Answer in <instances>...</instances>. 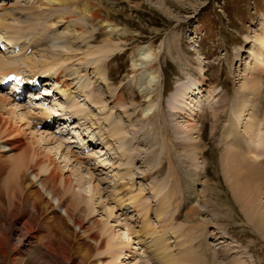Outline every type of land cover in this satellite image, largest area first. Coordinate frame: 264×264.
I'll return each instance as SVG.
<instances>
[{
  "label": "bare ground",
  "instance_id": "1",
  "mask_svg": "<svg viewBox=\"0 0 264 264\" xmlns=\"http://www.w3.org/2000/svg\"><path fill=\"white\" fill-rule=\"evenodd\" d=\"M32 1H34L33 4L26 6L21 5L18 0H15L11 5L9 4L10 7H7L8 3L0 6V11L2 12L0 15V31L4 34V37H2L0 32V41L4 38L7 42V50L12 52L11 50L15 48V41L20 39V33L23 30H21L22 27H19L20 20L12 19L15 16V12L26 16L27 20L37 21L33 23L25 21V31L28 34H33L37 30V27L42 26L39 24L41 20L45 21L48 25L44 29L48 31L50 29L54 30L53 28L61 23L66 37L55 36L52 40H47L46 44L34 41L29 45L33 50L32 54L27 56L23 51L26 49L24 47L20 49L24 54L19 57L31 75L44 74L48 77L46 81L47 85L53 81L60 86V89H58L59 95L62 97L67 96L65 98L67 101L66 115L79 116L84 110L80 106L79 101L75 100L71 95H74V93L81 94L86 90L88 83L84 80L82 69L85 68V71H87L86 68H91L97 79L105 82V77L107 76L104 75V69L111 60V57L118 50H121L120 45H117L115 42V37H119L121 41L126 42V36L124 32L121 33L122 28L110 21V17L105 18L103 16L102 11L99 9L102 4L94 2L95 0ZM8 20L14 21L15 25H11L12 22L8 24ZM82 22L90 25L96 23L103 27L104 32L97 33L102 36L98 42L93 43L97 34L89 35V32L86 34L87 28ZM44 30L39 35L40 37L45 36L44 38L46 39V31L44 32ZM52 32L54 33V31ZM251 38L252 45L248 51L255 60L254 65L257 66V63L261 62L264 57V33L260 31L259 33H255ZM68 39L71 41L65 43ZM77 43L83 45V50H79L80 52L73 49V46ZM25 45L28 46V43H25ZM41 46H44L46 50L37 59L35 58V52ZM13 53L14 55L16 54L15 50ZM150 55H152L151 60L149 58ZM156 57L157 53L147 46L139 47L130 56L132 77L136 76L140 71L143 84L151 88L149 92L144 90V92L140 93L143 96L142 98H145L148 103L145 111L143 112L142 110L143 119L148 117V113L152 111L153 107H156L155 101L159 94L155 93L159 84V76H154L149 71L150 67L156 66ZM13 58L14 56L6 58L0 55V77L10 72L20 71ZM72 60L77 62V67H71V69L69 65L73 63L71 62ZM247 66L249 67L251 64L248 63ZM256 66L253 68V73L249 72L250 78L248 76L243 78L240 92L235 97L234 118L228 130H226V134L234 135L237 141H239V137L241 136H239L240 134L237 131L238 123L235 120L242 116L241 106L243 105L241 104L244 103L245 105V102L248 100L255 102L256 98L258 99L264 93L262 76L258 66L257 68ZM247 70L250 71L251 69L246 68L245 71ZM207 81L205 77H202L196 83L198 86L194 89L190 90L189 87H185L186 90H182L180 94V101L187 99L191 101L190 103H194L197 96L200 95L198 99L202 98L201 94L203 90L206 94L211 95L210 91L203 89L206 85L204 82ZM186 91H189V93L187 94ZM110 94L109 99L113 105L117 103L125 104L126 97L123 95L122 90H119L117 93L110 90ZM249 96H252V98H249ZM88 97H90V101L95 105L94 108L96 107L100 113L102 112L101 115H105V110L108 107L103 97L101 98L96 94H88ZM177 99L179 98H176V102ZM41 101L46 102V100ZM132 101L134 102L135 100ZM169 107L172 111L170 109L166 112L162 116L163 119L158 116L162 126L150 130L149 133L152 131V134L161 136L162 145L165 150L164 157L170 170V177L174 178L172 179V184L175 182L176 186H171V188L166 190V186L163 183H157V181V184H153L150 187L151 198L153 201L155 200L154 204L156 203L153 208L145 197L142 196L143 191L139 189L134 194L136 191V188L134 189L135 166L134 162L132 163L133 154L127 147V140L124 137L123 123L121 121L110 123V129L106 138L109 139L110 143L115 142L119 145V147L117 146L118 153L115 151L113 153V155L117 154L118 157L116 156V160L111 165L113 166L117 163L116 165L121 170L120 173H117L118 176L114 175L116 178L115 187L116 189L117 187L119 188L114 193L115 195L119 191L120 193H124L122 197L119 196L120 204L123 205L126 202L121 206L124 208L127 206V208L132 209L131 213H134L132 216H138V222L141 225L137 231L133 232L129 227L120 236L109 237V234L114 230L109 223V218L113 216V212L108 210L105 219L101 215L99 217L98 214L95 215L97 207L94 204L97 203L98 207H106L103 204L105 202L103 201L102 203L98 185H94L92 190H89V197L76 194L73 189L76 186H80L81 183L79 181L74 182L73 178L78 176V171H74L73 166L71 169L72 173L69 174L68 170L64 172L66 168L76 163L79 166L78 170L80 172L85 168L84 171H87L86 174H88L89 183H91L93 173L85 165L88 158L94 155L88 154L86 158L79 157L80 153H74L70 149V146H65L64 143L59 142L58 138L44 131L42 133L36 131L37 125L44 123L47 119L46 117H49L50 113H53L52 111L47 112V110L40 107V111L36 113L37 110L34 112L31 109V111L36 113V116L38 115L37 117L27 113H19L20 107L14 106L9 98L0 94V264H25L26 256H28L29 250L32 249H34L35 253H31L30 255L34 258V264H89V259L93 256H97V258L90 262V264H120V258L122 259L123 256H126L128 259L133 260L136 252H142V255L146 253L157 264H208V260L205 258L206 255L204 256L202 253H199V249L192 246L194 237H190V232L194 229V226H185L194 221L192 216L198 212L199 208L197 206H199V200L197 201V198L194 199L193 203L195 204L187 205L189 207L184 208V210L187 208V211L181 213V217L186 224L179 223L177 216L170 217L167 212L171 206V200L173 198L176 200L175 207H177V202H179L182 195V175L175 165L186 163L184 160L177 163H174L175 161L172 162L170 149L176 148L182 151L185 150L187 153L190 152L186 155L188 158H191L192 151L200 149V152L203 151L205 155L204 149L207 148L206 146H202V143L191 142L194 140L192 138L194 134L186 133V130H183L182 134L185 137H189V140L181 142L179 146L170 140L166 129L168 125L166 123L170 124L172 121L170 117L174 115L172 112H179L180 106H174L173 102ZM36 109H39V107ZM193 114H188V117H192ZM219 114L220 112L218 111L213 113V118L216 121L218 120L217 117L219 118ZM254 116L251 115V119L246 124L248 130L254 128L256 120ZM90 122H92L91 119ZM95 124L97 123H92L90 126L94 127ZM193 128L191 126V130ZM189 132L191 131L189 130ZM246 133L251 134L247 131ZM198 137H201V135H198ZM236 140L232 139L235 144L231 142L229 145L226 143L225 137L221 140L225 146L221 157V166L225 168L230 176L228 181H231V185L235 187L233 190L237 194V202L243 210L247 223L251 224L252 228L264 238V203L261 202L263 201L262 196L264 198V166H261L259 161L255 159V152L251 151L247 153L249 155H246L244 147L238 145ZM109 141L103 142L106 151H101V154L105 155V153L108 154L111 150H114L110 146L112 143L109 144ZM63 146H65V149L62 151ZM84 147L85 144L81 149ZM209 148L206 155L218 150L214 147ZM56 159L62 160L61 162L65 165L61 167L59 165L61 163L58 164ZM104 160H99L96 157L94 167L103 166L107 161ZM160 164L161 166L157 170L155 169L157 174L162 172L164 166V163ZM203 170L205 171V169ZM148 176L149 174H142V180L144 179L147 182ZM75 179L77 178L75 177ZM182 180L184 181V179ZM173 204L174 202L172 201ZM49 214H54L55 216L47 218ZM150 214L154 216L159 224L157 228L150 224ZM194 222L193 224L197 226L195 229L202 228L200 222ZM135 233L137 235H135V240H137L135 245H139V248L134 249L130 248V245L128 246L129 243L127 244L125 240L127 238V241H130L131 234ZM119 237H121L120 242L116 241V238ZM170 239H173L177 252H174L176 250L172 249L170 243L173 242H169Z\"/></svg>",
  "mask_w": 264,
  "mask_h": 264
},
{
  "label": "rangeland",
  "instance_id": "2",
  "mask_svg": "<svg viewBox=\"0 0 264 264\" xmlns=\"http://www.w3.org/2000/svg\"><path fill=\"white\" fill-rule=\"evenodd\" d=\"M28 2L29 0H23L22 4L26 5L27 3L28 5ZM94 2H100V4H102L101 7H99L100 5L98 7L105 18L110 17V21L116 23L123 29L121 33L124 32L126 42L121 41L119 37H117L118 39L115 37V42L117 45H120L119 47L121 50H118L113 57H111V60L105 67L104 75L107 76L105 77V82L100 81L101 79H97L91 68H86L87 71H85V68L82 69L84 80L87 81L88 87L85 93L80 95L75 94L85 111L81 114L83 119L80 120L79 125L85 129V132L93 130L92 133L100 137L101 134L109 131L111 121H121L123 123L124 137L127 140V147L133 154L132 162H134L135 166L134 189L136 188V191L133 189L135 191L134 194L140 189L143 191L142 196L145 197L152 207H155L156 203L154 204L155 200L153 201L151 198L150 187L153 184L163 183L167 190L171 188V186L175 187L176 185L174 184L175 182L172 184V179L174 178L170 177V170L168 169L167 161L164 157L165 150L162 145L161 136L152 134V131L149 133V131L162 126L158 116L163 119L162 116L171 109L169 107L170 104L174 102V106H180L179 112H172L174 115L170 117L172 120L170 124L166 123L168 125L166 129L169 133L170 140L177 143V146H179L181 142L189 140V137H185L184 134H182L184 132L183 130H186V133L194 134L192 137L194 140L191 142L198 144L202 143V146H206L207 148L204 149L205 155L203 151L200 152V149L192 151L190 155L191 158L187 157L190 152L187 153L185 150L184 152L176 148L170 149L171 160L173 159L172 162L175 161L174 163H177L184 160L186 163L182 165L174 164L180 171L179 173H181V178L184 179V181L181 179V184L183 185L181 188L182 195L179 202H177V207H175L176 200L173 198L170 202L171 206L167 211L168 215L170 217L177 216L179 219L178 222L184 224L185 221L181 217V213L187 211L189 207L187 205H191L194 199L197 198V201L199 200V206H197L199 209L196 215L194 214L195 216H192V219L197 223L200 222L202 228L195 229L197 226L193 224L195 223L194 221L189 224L185 223V226H194V229L190 232V237H194L192 246L198 248L199 253H202L204 256L206 255L205 258L208 260V264H264V238L252 228L251 224L247 223L243 210L237 202V194L233 190L235 187L231 185V181H228L230 176L225 168L221 166V157L225 148L221 140L225 137L228 145L233 142L232 139L236 140L234 135L226 134V130H228L234 118L233 110L235 109V97L240 92L243 78L247 76L250 78V73L254 72L253 68L256 66L254 65L255 60L251 53L250 56L248 50L252 45L251 37L260 31L264 33V0H95ZM12 3H10V5ZM10 5L8 3L7 7H10ZM0 13L2 14L1 11ZM14 15L12 19L19 20L16 16H21L22 18L20 20L25 19L23 18L25 16L18 12H15ZM29 21L32 22L33 20ZM10 22H12L11 25H15L14 21L8 20V24H10ZM82 23L87 28L86 34H88V32L89 35L104 32L100 24L95 23L94 25H90L88 23ZM21 24L26 26V23ZM40 24L48 27L44 21H41ZM19 27H22L20 23ZM45 27L39 32L42 33L43 30L46 29ZM25 28L26 27H22L21 30L23 31L20 33L19 37L21 40L18 39V41H15V47L18 44L20 45V43L25 45V43L22 42V38L25 36L23 33L28 34ZM55 29L57 30L54 33L55 36L66 37L61 23L60 25L57 24ZM50 30V33H53L52 31L54 30ZM49 31L44 30L47 38L42 43L46 44L47 40L53 39L50 37L55 38L52 34L47 35ZM34 33H29L28 35L33 36L41 34L38 32H36L37 34ZM1 34L2 37H4L3 32ZM31 36H28V38L32 40ZM101 37V35L97 34L93 43L98 42ZM70 41L71 40L68 39L65 43H69ZM29 45L31 44H28V46L22 45L20 47H25L27 49ZM82 46L83 45L77 43L73 46V49L80 52L79 50H83ZM143 46L150 47L153 52L157 53L156 66L153 65L152 68L150 67L149 71L152 72L154 76H159V84L157 90H155V93H159L155 101L156 107H153L152 111L148 113V117L144 119L142 117V110L143 112L145 111L148 103L145 98H142L143 96H141L140 93L142 91L144 92V90L149 92L151 88L143 84L140 71L134 77H132L133 75L130 71L132 64L130 59L131 54L135 53L139 47ZM26 49L23 51L25 52ZM43 49L44 48H39L40 53L37 52L35 58L38 59V57L44 53L41 51ZM18 51L19 52L14 55L13 59L21 69L25 67L26 69L24 71L29 73L28 68L19 57L24 54V52H22V50ZM1 56L6 57L4 55ZM151 56L152 55L149 57L150 60ZM71 62V64L69 63L70 68L77 67V62L74 60ZM248 63L251 64V66L246 67ZM257 66L262 76V88L264 90V57L261 62L257 63ZM19 67L18 69L20 70ZM245 67L251 70H247V72L245 71ZM202 77L208 80L204 82L206 85L203 89L210 91L211 95L206 94L203 90V95L201 94L202 98L198 99L199 95L197 99H195L198 102L194 100V103H190L191 101L187 99L188 102L185 99L180 101L182 90L184 91L188 87L190 90L194 89L198 86L196 83L200 81ZM109 89L114 93L122 90L123 95L126 97L125 104L117 103L113 105L109 99L111 95ZM86 93H92L91 95L96 94L101 98L103 97L108 107L105 110V112H107L105 115H101L102 112L100 113L96 107L94 108L95 105L90 101V98L87 97ZM188 93L189 91L187 94ZM176 98H179L177 102ZM249 98H252V96H249ZM55 100V105H60L58 107H61V105L65 106L66 104L58 95ZM132 100L135 101L133 102ZM241 105L244 106H241L242 116L237 118L235 122L238 123V133L244 134L242 139L243 145L241 144V137H239V141L236 140V142L240 146H251L252 148L249 147L248 151L244 149V153L246 152L245 154L249 155L247 154L248 152H255V159L259 161L261 166H264V141H262L264 140V93L260 95L258 99L256 98L255 102L248 100L245 102L246 106L244 103ZM38 107L39 109H36ZM36 108H33V111L36 112L37 110L36 113H38V111H40V106ZM33 111L31 112L36 115ZM215 111L220 112L217 121L213 118V113H215ZM18 112L26 114L21 112V110ZM188 114L193 115L192 117H188ZM251 115H255L254 117H256V120L254 122V128L248 130L246 124H248V121L251 119ZM90 119L100 123L94 126L96 127L95 130L90 127ZM93 121L92 123H96ZM191 126L194 127L192 130ZM188 129L191 132H189ZM258 129L259 131H257ZM246 131L251 134H247ZM256 131L257 136L255 134ZM198 135H201V137H198ZM246 135L251 140L247 138ZM262 136L263 138H261ZM92 137L93 136L89 138V141L94 140ZM97 140L98 139H96V141ZM98 144L99 148L103 147L100 140ZM115 144L116 143L113 142L111 145L114 149L118 146V144ZM209 147H214L218 150L206 155V152L210 149ZM70 149L72 150L71 146ZM112 152H114V150ZM116 152L118 153L117 149ZM93 157L96 158V156ZM56 160L58 164L61 163L59 164L61 167L65 165L61 162L62 160ZM88 161L91 162L89 159L87 162ZM114 161L115 160L108 159L103 167H94L95 169L89 168L93 173L92 182L95 183H89V176L86 174L87 171H84L85 168H83L80 172V170H78L79 166L76 165V163L64 170V172L68 170L70 174L74 166L73 170L79 172V174L77 172L78 176H75L77 179H75V177L73 178L74 182L79 181V183H81L80 186H76L73 189L76 194L89 197V190H92L94 185H98L102 203L104 201L105 203L103 204L106 207H98V204L95 202L96 204L94 205L97 207V213L95 215L98 214V217L101 215V217L105 219L108 210L113 212V216L109 218V223L114 230L109 234V237L120 236L129 227L133 232L137 231L140 227L136 221L138 218L132 216V209L127 208L126 205L125 208L122 207L126 202H124L123 205L119 202L120 197H122L124 193H120V191L118 193L116 192L117 195L114 193L119 189L115 187L116 178L114 175L118 176L117 173L121 172L118 165H116L117 163L113 166L111 165ZM92 162L94 163V161ZM160 163H164V166L162 172L157 174L156 170L161 166ZM86 165L85 167L88 168ZM203 169H205V171ZM144 173L149 174L147 182H145L144 179L142 180V174ZM262 200L261 202L264 203L263 196ZM172 201L174 202L173 205ZM117 206L122 208H118ZM185 207L187 208L184 210ZM54 216V214H49L47 218ZM151 218L152 221H150L152 225L158 227L159 224L153 219V215H151ZM125 223L128 224V226H126ZM135 235L136 233L131 234L130 241H127V238L125 240L127 244L129 243L128 246L130 245L129 247L134 249L139 248V245H135L137 243V240H135L137 235ZM120 239L121 237L116 238V241L120 242ZM169 242H173L170 243L171 247L173 250H176L174 252H177V247L174 246L175 243L173 239H170ZM31 253H35L34 249L29 250L25 264H34V258L30 255ZM145 254L142 255V252H136V255L133 256L134 260H127L128 257L123 256L122 259L120 258V264H157L155 261L151 260L150 256ZM95 258H97V256H93L89 259V264Z\"/></svg>",
  "mask_w": 264,
  "mask_h": 264
}]
</instances>
